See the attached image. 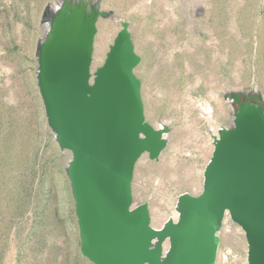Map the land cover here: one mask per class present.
Instances as JSON below:
<instances>
[{
    "label": "rangeland",
    "instance_id": "rangeland-1",
    "mask_svg": "<svg viewBox=\"0 0 264 264\" xmlns=\"http://www.w3.org/2000/svg\"><path fill=\"white\" fill-rule=\"evenodd\" d=\"M54 1L0 0V264H90L78 252L64 173L69 153L46 128L35 86L41 17ZM101 9L128 23L141 58L134 73L145 119L153 126L161 119L171 129L159 160L142 156L132 179L135 202L149 205L156 226L180 194L201 190L211 155L201 104L227 127L232 109L225 92L258 90L264 101V0H101ZM118 26L97 21L92 70L102 64ZM29 112L22 136L14 115ZM240 231L224 218L215 264H246Z\"/></svg>",
    "mask_w": 264,
    "mask_h": 264
},
{
    "label": "water",
    "instance_id": "water-1",
    "mask_svg": "<svg viewBox=\"0 0 264 264\" xmlns=\"http://www.w3.org/2000/svg\"><path fill=\"white\" fill-rule=\"evenodd\" d=\"M99 19L119 24L104 60L91 69ZM35 82L44 123L61 152L79 255L90 264H215L227 214L246 243V264H264V101L258 90L227 91L232 124L210 135L197 195L180 194L178 217L152 224L136 203V162L158 161L171 129L144 116L128 23L101 0H55L41 17ZM256 97V98H254ZM210 134V130L207 131Z\"/></svg>",
    "mask_w": 264,
    "mask_h": 264
},
{
    "label": "bare ground",
    "instance_id": "bare-ground-1",
    "mask_svg": "<svg viewBox=\"0 0 264 264\" xmlns=\"http://www.w3.org/2000/svg\"><path fill=\"white\" fill-rule=\"evenodd\" d=\"M108 26V25H107ZM119 27V26H118ZM99 28V27H98ZM112 29V28H111ZM100 63V62H99ZM98 63V64H99ZM191 90V89H190ZM188 92V91H187ZM171 98V97H170ZM191 100V99H190ZM199 104V103H198ZM198 106V105H197ZM201 110H202V113L200 116H202V118L206 119L208 122H210V127H209V130H210V134H208V142L206 143V148H208L209 150H212V146H211V143L213 142V139L210 135H214V136H217V131L220 127V125L216 124L214 122V115L211 113V109L209 107V105L205 102V103H202L201 104ZM192 120V119H191ZM199 120V119H198ZM194 122V121H193ZM196 123V122H195ZM196 132V131H195ZM176 133V132H175ZM177 134V133H176ZM179 134V133H178ZM201 145V144H200ZM205 146V145H204ZM203 146V147H204ZM167 149V148H166ZM186 152V151H185ZM204 157V156H202ZM206 160V159H205ZM178 165V164H177ZM181 165V164H180ZM179 165V166H180ZM186 165V164H185ZM183 166V165H182ZM178 172V171H177ZM182 174V173H181ZM179 178V177H178ZM187 181V180H186ZM181 183L182 180L180 181ZM188 183V182H187ZM184 185H187V184H184ZM200 188H201V185H200ZM194 190V189H193ZM178 217V214L177 212L175 211V203L173 204V207H172V210H171V214L169 216H167L163 221L167 220L168 218H173L176 219ZM154 220V219H153ZM158 225V224H157ZM160 226H161V223H160ZM236 226V225H235ZM237 227V226H236ZM241 232V231H240ZM242 233V232H241Z\"/></svg>",
    "mask_w": 264,
    "mask_h": 264
},
{
    "label": "crops",
    "instance_id": "crops-1",
    "mask_svg": "<svg viewBox=\"0 0 264 264\" xmlns=\"http://www.w3.org/2000/svg\"><path fill=\"white\" fill-rule=\"evenodd\" d=\"M35 86H36V82H35ZM36 90H37V88H36ZM16 103H17V101H16ZM14 105H16V104H14ZM20 106H23L22 104L20 105ZM18 107V105H16L15 106V109ZM15 109H14V111H15ZM2 113V108L0 107V114ZM18 115V114H17ZM17 115H14V120L16 121V124H18V127L19 128H24V129H22L21 130V132H22V136H24V130H26L27 128H29L30 126H29V123H28V121L26 120V118L27 119H29V117L31 116V113L29 112L27 115L26 114H24V118H19ZM25 116H26V118H25ZM3 122V120H2V118H1V122L0 123H2ZM27 123H28V126H27ZM27 126V127H26ZM1 127L3 128V125L1 124ZM82 262L83 261V259H80L79 260V262ZM84 263V262H83Z\"/></svg>",
    "mask_w": 264,
    "mask_h": 264
},
{
    "label": "built area",
    "instance_id": "built-area-1",
    "mask_svg": "<svg viewBox=\"0 0 264 264\" xmlns=\"http://www.w3.org/2000/svg\"><path fill=\"white\" fill-rule=\"evenodd\" d=\"M225 217H227L228 218V216H227V214L225 215ZM229 219V218H228ZM231 222V221H230ZM232 223V222H231ZM233 224V223H232Z\"/></svg>",
    "mask_w": 264,
    "mask_h": 264
},
{
    "label": "flooded vegetation",
    "instance_id": "flooded-vegetation-1",
    "mask_svg": "<svg viewBox=\"0 0 264 264\" xmlns=\"http://www.w3.org/2000/svg\"><path fill=\"white\" fill-rule=\"evenodd\" d=\"M254 98H256V97H254Z\"/></svg>",
    "mask_w": 264,
    "mask_h": 264
}]
</instances>
